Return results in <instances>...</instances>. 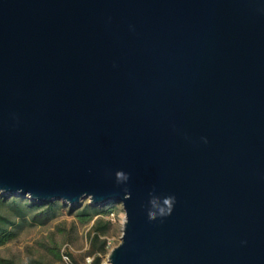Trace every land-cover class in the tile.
Here are the masks:
<instances>
[{"label": "water", "instance_id": "water-1", "mask_svg": "<svg viewBox=\"0 0 264 264\" xmlns=\"http://www.w3.org/2000/svg\"><path fill=\"white\" fill-rule=\"evenodd\" d=\"M0 191L120 203L105 264H264V0H0Z\"/></svg>", "mask_w": 264, "mask_h": 264}, {"label": "trees", "instance_id": "trees-1", "mask_svg": "<svg viewBox=\"0 0 264 264\" xmlns=\"http://www.w3.org/2000/svg\"><path fill=\"white\" fill-rule=\"evenodd\" d=\"M111 204L112 202L92 204L85 199L78 205L68 206L61 200L39 202L29 197L0 191V246L16 239L25 225H45L66 209L80 224L92 221L88 254L93 257L91 264H100L101 255L107 249V234L111 228L108 218L112 211ZM37 249L43 251L39 256L23 261L0 257V264H56L61 261L60 243L55 241L54 237H49L47 242L37 241ZM48 254L51 257H48Z\"/></svg>", "mask_w": 264, "mask_h": 264}, {"label": "rangeland", "instance_id": "rangeland-1", "mask_svg": "<svg viewBox=\"0 0 264 264\" xmlns=\"http://www.w3.org/2000/svg\"><path fill=\"white\" fill-rule=\"evenodd\" d=\"M87 200L90 203L89 199ZM63 203L68 206H73V204L67 202ZM111 208L112 211L108 216L111 221V228L107 234L110 245L106 249V252L101 255L100 264L107 262L108 253L112 247L119 243L122 232L124 214L121 204L112 202ZM91 223L92 221L86 224H80L73 215H69L67 210L63 209L54 220L45 225H25L20 230L16 239L0 246V257L23 261L29 257L39 256L43 251L37 249V241L47 242L49 241V237L52 236L55 241L60 243L61 249L64 246L66 247L71 260L75 264H82L86 256H92L88 254ZM48 257H51V255L48 254ZM56 264H62V262L60 261Z\"/></svg>", "mask_w": 264, "mask_h": 264}, {"label": "clouds", "instance_id": "clouds-1", "mask_svg": "<svg viewBox=\"0 0 264 264\" xmlns=\"http://www.w3.org/2000/svg\"><path fill=\"white\" fill-rule=\"evenodd\" d=\"M117 180L120 179H126L127 177L123 172H117L116 173ZM175 204V197L174 196H169L164 199V209H161L160 215L161 216H168L172 213L173 207ZM166 209V210H165ZM150 220H155L156 219V213L150 212L148 214Z\"/></svg>", "mask_w": 264, "mask_h": 264}, {"label": "built area", "instance_id": "built-area-1", "mask_svg": "<svg viewBox=\"0 0 264 264\" xmlns=\"http://www.w3.org/2000/svg\"><path fill=\"white\" fill-rule=\"evenodd\" d=\"M109 245H110V241L107 238L106 248H108ZM92 258H93L92 256H86L85 259H84V262L82 264H91ZM61 262H62V264H75L71 260L70 255H69V253H68V251H67L65 246L61 249Z\"/></svg>", "mask_w": 264, "mask_h": 264}]
</instances>
